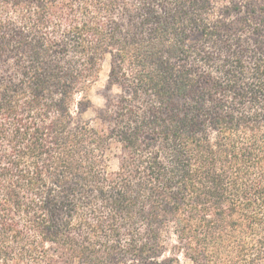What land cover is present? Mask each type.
I'll return each instance as SVG.
<instances>
[{
    "label": "trees",
    "instance_id": "trees-1",
    "mask_svg": "<svg viewBox=\"0 0 264 264\" xmlns=\"http://www.w3.org/2000/svg\"><path fill=\"white\" fill-rule=\"evenodd\" d=\"M182 259L264 264V0H0V264Z\"/></svg>",
    "mask_w": 264,
    "mask_h": 264
},
{
    "label": "rangeland",
    "instance_id": "rangeland-1",
    "mask_svg": "<svg viewBox=\"0 0 264 264\" xmlns=\"http://www.w3.org/2000/svg\"><path fill=\"white\" fill-rule=\"evenodd\" d=\"M108 72H109V57H105L101 64L100 72L97 80L92 84L88 91V98L91 106L89 109L84 111L80 119H89L99 109L104 108L107 99L116 93L117 87L113 86L110 90L108 89ZM119 150L116 147H112L109 153V166L111 170L117 169V155ZM181 264H190L189 261L182 259Z\"/></svg>",
    "mask_w": 264,
    "mask_h": 264
}]
</instances>
